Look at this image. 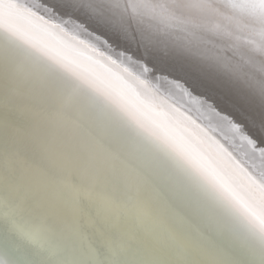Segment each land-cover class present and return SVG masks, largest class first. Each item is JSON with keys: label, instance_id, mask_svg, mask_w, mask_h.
I'll return each instance as SVG.
<instances>
[{"label": "snow or ice", "instance_id": "6c2138e0", "mask_svg": "<svg viewBox=\"0 0 264 264\" xmlns=\"http://www.w3.org/2000/svg\"><path fill=\"white\" fill-rule=\"evenodd\" d=\"M19 7L20 0H0V33L46 75L17 77L5 94L0 108V192L9 205L15 198L22 208L51 214L56 227L46 239L62 258L49 264H119L115 257L126 243L114 240L86 209L94 191L85 178L99 151L127 175L128 193L137 200L146 193L151 200L162 195L142 176L151 153L189 167L238 214L264 253V175L244 165L251 175L242 180L205 132L160 94L150 95L83 53L38 36L18 18ZM115 129L129 133L131 140L121 143ZM82 152L88 154L87 165L77 162ZM9 222L21 244L46 254L22 210L10 215ZM66 254L72 258H64Z\"/></svg>", "mask_w": 264, "mask_h": 264}, {"label": "water", "instance_id": "95a60500", "mask_svg": "<svg viewBox=\"0 0 264 264\" xmlns=\"http://www.w3.org/2000/svg\"><path fill=\"white\" fill-rule=\"evenodd\" d=\"M189 1L192 6L202 7L203 12H206L204 9H211L214 15L184 13L175 7V0H20V7L15 12L30 14L40 21L43 19L47 25L52 23L67 35L74 34L73 37L78 40L82 38L88 43L92 42L98 47V50L94 49L102 52L100 54L108 62L110 58L106 54L120 63L110 62L123 74L126 72L137 82L140 80L139 84L148 85L151 90L141 84L147 93L153 96L160 94L166 103L187 116L202 131L213 134L212 130L219 136H225L224 139L228 138L238 153V149L245 152L244 156L240 154L244 158L242 161L264 175V32L259 40L253 35L264 27V0ZM171 2L174 6L166 4ZM153 4L159 5V8L156 10ZM236 5L252 11H241ZM164 9L190 14L202 20V24L177 20L179 18L169 15ZM258 12H262L261 20L250 18L252 14L258 16ZM253 20L257 22L253 23ZM225 21L233 23L226 26ZM210 27L218 30H211ZM3 83L0 80L2 92L6 91ZM224 153L229 155L228 152ZM80 159L86 162L85 158ZM152 171L142 168V176L149 186L161 189V198L151 200L146 193L142 200H137L129 195L128 177L120 166L112 161L111 165L104 167L105 177L102 181L98 180L93 188V191L103 192V195L95 192L91 200L96 201L100 208L106 210L107 207L109 210L107 220L95 218L112 238L124 242L129 240L131 243L138 240L144 246L158 250V257L163 253L174 264H180L171 253L162 251L157 240L142 228L147 227L151 228V233L164 235L166 240L184 248L191 264H236L240 261L241 264H264L236 239L238 233L232 231L231 226L223 220L214 215L213 227L185 209L183 212L192 219L180 214L184 222L190 225L193 222L198 231L209 235L212 242L217 241L234 249L238 258L232 263L226 262L207 250L204 241L203 245L196 242V238L187 233L194 231L192 227L184 223L185 228L178 225L181 217L168 210L167 200L180 211L184 207L169 190L167 192L149 176ZM243 171L245 175H251L245 168ZM172 182L178 186L177 179ZM118 196L120 200L116 198ZM191 205L201 208L206 214L211 212L194 193ZM11 207L12 204L0 199V255L3 257L0 256V263L34 264L40 261L49 264L62 258L50 248L46 238H37L46 254L21 244L13 236L15 231H12L14 228L9 222L10 215H13L9 214ZM112 213L119 217L123 232L111 221L116 220L110 219ZM115 231L123 236L113 235ZM121 250L115 257L119 264L153 263L145 249L136 251L125 247ZM135 254L138 263L132 258ZM254 254L264 258L260 249ZM64 258L71 259L72 256Z\"/></svg>", "mask_w": 264, "mask_h": 264}, {"label": "bare ground", "instance_id": "6f19581e", "mask_svg": "<svg viewBox=\"0 0 264 264\" xmlns=\"http://www.w3.org/2000/svg\"><path fill=\"white\" fill-rule=\"evenodd\" d=\"M166 4L167 5L169 4V6H174V4L172 2L166 3ZM190 4L191 3L189 0H175V7L179 11H182L184 13H190L191 15L193 13H198L199 15H203L204 13H207V15H214L212 13L211 9H204V10H206V12H203L201 10L202 7L192 6ZM153 5H154V7H157L156 10L159 8V5H157V4H153ZM236 7H240V9H242L241 11H243V10L244 11L245 10L252 11L251 9L246 8L244 6L236 5ZM164 10L167 11L169 13V15H174L176 18H179L177 20H182V21L190 20L192 22H195V23L198 22L199 24H202V20L198 19L197 17L194 18L190 14H189L190 15L189 16L188 14L177 13L176 11L171 10V9H164ZM15 11H17V10H15ZM26 11L31 12V10H26ZM21 13H24V12H21ZM21 13H16L18 15V18L20 19V21L26 22L28 25H30L38 36L52 38V39L56 40L58 43H60L62 46L67 47L68 49L74 50L78 53H83L93 63H99L102 67H105V68L113 71L114 73H116L117 75L122 77L125 81L135 85L137 88L143 90L146 93H147V91L144 90V89H146V88H144V86L147 87L149 90H151L148 85H145L141 82L140 83L143 84L144 86L139 84L138 82L140 80H138V82H137L133 76L132 77L129 76L130 74H128L126 72H125L126 75L123 74L124 72L122 70L117 69L114 66V64H111V63H113V61H115L117 63H119V62L117 60L113 59L111 57V55L105 53L110 58L109 61L111 63L108 62L106 60L107 58H105V56L100 54L102 52L99 53L97 51L98 47H96L95 44H93L92 42L88 43L87 41H85L82 38H79V40H78L77 38L73 37L74 34L71 35L68 33V35H67L66 34L67 32H62V30L58 26H56L52 23H49L47 25V23H46L47 21L43 20L42 18H41L42 20L40 21V19L37 20V19L29 16L30 14L28 15L27 13H25V14H21ZM258 13H259L258 16L256 14L250 15L251 16L250 18L254 19V20H261L259 17L262 16V12H258ZM236 18H239V17H236ZM254 20H253V23H256L257 21H254ZM42 21H44L45 23H43ZM144 23H148V22L144 21ZM230 23L232 24L233 22H230V21L224 22V24L226 26ZM211 27H215V26H211ZM211 27H210L211 30H215V31L218 30L217 28H211ZM56 29L59 31H57ZM261 30H262V31H260L261 33L257 32V33L253 34V35L258 37V38H256V40H259L261 34H263L264 27L261 28ZM63 34H66V35L64 36ZM94 48L97 50H95ZM32 74L44 76V75H46V71L38 62L28 60L26 53L21 52L19 50V48L17 47V45L10 38H8L5 34L0 33V80L4 82L3 86H5V87H3V86L2 87L5 88V90H6L3 92L0 91V108L4 107V105L6 103V95L5 94L7 92V89L14 84L15 79L17 77H20V76L32 75ZM152 92L154 93L153 90H152ZM67 102L69 104H71L73 102L71 95H69L67 97ZM170 107L175 112L179 113L185 120L192 123L187 116L183 115L181 112H178L172 106H170ZM204 115L205 114H203V116ZM192 124H194V123H192ZM204 132L208 136L209 140L212 142L213 149L219 151L220 154L222 155L223 159L225 160V162L229 165V167H231L233 169V171L236 172V174L242 180H245L247 182V180L250 176L245 175L243 169L245 168L246 170H248L244 166V165H248V164H247V162L242 161V158H243L242 155L244 156L245 152L241 149H238L239 150V153H238V151L229 142L230 140L228 141L227 140L228 138L224 139L225 136H219L218 134H216L212 130H211V132L213 134H215L216 136L213 134L207 133V131H204ZM115 135L119 138L120 142L123 144H127L131 140V135L125 131L120 130V129H115ZM228 144L230 145V147ZM229 149H230V151H229ZM224 152H228L230 157H229V155L227 156V154ZM240 154H242V155H240ZM80 158H85L86 162H83L82 161L83 159H80ZM230 158H232V159H230ZM77 162L81 165H87L88 164V154L86 152L80 153L78 155V161ZM111 163H112V160L110 159V157L106 153H104L103 151H99L97 154V157L95 159V162L91 166L90 176L85 178V183L91 182L92 187L94 188L97 181L98 180L102 181V178L105 177V175H106L103 172L104 167L111 165ZM145 168L154 170V171H152V174L154 176H156V178H158V179H156L151 173H149V176L151 178H153L158 184H160L167 192L170 191L171 194L174 196V198L179 200L181 206L184 207L183 209L181 208V211H182L181 212L180 210L176 209V207H174V205L171 204L167 200L168 210H171L172 212H174L175 214H178L179 216H180V214L184 216L186 214L183 212V210L187 209L197 219L200 218L205 223L210 224L213 227H215V225H214L215 221L212 219L214 218V215H215L218 219L223 220L225 223H227L229 226H231L232 231H234L235 233H238V234H236V235H238L237 236L238 238H236V239L247 250L252 252L251 254H253L257 258L261 259L262 261H264V258H262L260 255L254 254L255 252L257 253V250L260 248H259L258 244L250 237V235L247 231V228L244 225L243 220L225 202H223V200L219 197V195L215 192L214 189H212L210 186H206L200 179H198L197 175L195 174V172L193 170H191L187 166L181 167L176 161H174V160H172V159H170V158H168L162 154H158V153H151L146 158V163L143 166V169H145ZM175 179H177V181H178V186H176V183L172 182ZM95 192H98V191H94V193ZM98 193L103 195V192H98ZM193 193L200 199L201 203H203L207 207V209L211 211L210 214H206L201 208H198L196 206L191 205ZM0 196H3L0 199L5 200V196L2 192H0ZM116 198L118 200H120V196H118ZM95 202L96 201H93V200H89V201L85 202L87 211L91 215H93L94 217L97 216V217H101V218H104L107 220L108 217L110 216L109 210H107V207H105L106 210L104 209V207H103V209L100 208L99 206H97V204ZM156 209L158 211V214L161 215V213L159 212V209L158 208H156ZM8 210H11L9 212V214H13V215L19 213L22 210L24 212V220L26 223H28L35 230L34 235L36 236V238H41V239L46 238L47 234L54 227H56V224L52 220L50 213L35 211V210L28 208L27 206H24L22 208L21 205L15 200V198L12 201V207ZM14 212H17V213H14ZM186 216H188V215H186ZM165 217H168V216H165ZM188 217H190V216H188ZM111 218L116 219V220H111L114 222L115 227H117V226L120 227L121 223L119 221V217L112 213L110 219ZM179 221L180 222L178 225L180 227L185 228L186 226L184 224L192 227V229L194 231L193 232H187V233L192 234V237L196 238V242H198L201 245H203V241H204L205 245L207 246L206 249L211 251L214 255H216L218 257H222L223 259H225L226 262H229V263H232L233 262L232 260H237L238 254L235 252L234 249H231L229 247H225L223 244L217 243V241H215L216 243L212 242L210 240L209 235H204V233H202L201 231H198L199 229L197 228V226L192 221H191L192 225H190L187 221L184 222L182 217H181V220H179ZM142 228L145 231H147V233L154 240H157L156 242L160 244L159 247L162 251L166 250L169 253H171L173 256H175L174 259L177 262H179L180 264H191L190 259H189V255L187 254V251L184 248H182L178 245H174L175 244L174 242L166 240L164 235L163 236L159 235L157 232L151 233L150 232L151 228H147V227H142ZM12 231H15V230L12 229ZM119 231L123 232L124 229H122L120 227ZM163 231H166V230H163ZM114 233L115 234H113V235L123 236L119 232L115 231ZM13 236H14V233H13ZM113 239L120 242V240H118L116 237H113ZM136 241L137 242L131 243L129 240H126L125 241L126 247L130 248V249H136V251H140L138 249L147 250L148 252H146V253L149 255L148 259L150 261H153L152 264H174L175 263L171 259L167 258L161 252H160L161 253L160 257H158V255H157L158 250L157 249H156L157 251H154V250H152L153 247H151L149 245L144 246L138 240H136ZM50 248H51V246H50ZM53 250L56 251V249H54V248H53ZM66 256L70 257L71 254H66ZM59 257H61V256H59ZM132 258L134 259L135 262L138 263L139 259L136 257V254ZM50 262H52V261H50ZM0 264H7V263L5 261H3ZM13 264H16V263H13ZM34 264H47V263H44V262L41 263L40 261H38V263H34ZM147 264H151V263L148 262ZM233 264H234V262H233ZM236 264H241V261L239 263H236Z\"/></svg>", "mask_w": 264, "mask_h": 264}]
</instances>
